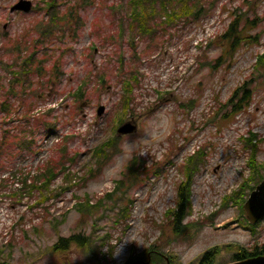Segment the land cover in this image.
<instances>
[{
  "label": "rangeland",
  "instance_id": "rangeland-1",
  "mask_svg": "<svg viewBox=\"0 0 264 264\" xmlns=\"http://www.w3.org/2000/svg\"><path fill=\"white\" fill-rule=\"evenodd\" d=\"M30 1L33 11L24 14L11 12L18 0H0V60L12 63L19 55L16 46L27 42L32 49L38 48L36 59L43 62L37 63L40 71L31 76L32 86H17L19 97L11 99L10 114L1 106L11 76L0 67V145L4 142L5 150L0 155V174L9 180L5 190L0 185V250L5 249L0 264H154L160 254L165 258L163 264L170 260L179 264L186 253L185 259L194 257L192 264H198L215 247L223 248L216 264H229L237 249L227 246L248 251L264 247V218L251 227L244 209L264 181V75L254 68L264 53V0H252L255 4L250 10L246 1L251 0H209L208 6L214 5L207 15L162 29L153 41H132L129 28L120 38L121 20L128 17L121 7L128 0H94L84 10L77 8L84 21L79 36L70 24L65 35L57 32L37 47L41 38L37 26L47 20L50 0ZM75 4L77 0L57 5L66 11ZM239 9L248 11L245 20L255 22L254 27L243 24L245 36L256 39L245 41L230 62L207 68L210 60L220 56L221 36ZM127 81L135 89L125 120ZM246 82L254 89L249 108L232 122L229 117L213 120L220 104ZM24 90L29 96L23 95ZM79 90H84L82 97ZM100 107L104 108L101 115ZM158 108L172 117L174 127L159 143H143L160 131L157 118L147 116ZM119 116L124 123L118 121ZM125 123L136 130L117 133ZM49 124L55 125L53 130H48ZM67 136H71L70 154L78 153L73 171L79 185L45 203H39V195L16 201L10 190L19 181L12 174L33 175L48 160L60 158L59 147ZM25 140L36 144L31 150L21 149ZM114 140H118L119 154L95 173L100 175L80 181L88 176L89 168L96 167V148ZM126 150L133 152L132 159L144 160L150 173L136 182L129 203L124 200L116 209L102 210V216L85 217L78 204L86 196L96 203L128 175L132 159L125 158ZM198 150L206 156L192 179V208L185 230L176 235L174 221L167 214L177 206L178 188L185 181L183 164ZM142 151L148 154L142 156ZM62 178L53 188L63 186ZM123 206L129 210L125 218L119 213ZM74 235L91 236L92 241L100 238L92 244L95 256H87L89 250L77 245L61 255L51 252L59 238ZM239 238L244 242H237ZM152 246L154 254L147 257ZM138 256V262L129 263Z\"/></svg>",
  "mask_w": 264,
  "mask_h": 264
},
{
  "label": "trees",
  "instance_id": "trees-1",
  "mask_svg": "<svg viewBox=\"0 0 264 264\" xmlns=\"http://www.w3.org/2000/svg\"><path fill=\"white\" fill-rule=\"evenodd\" d=\"M68 0H50L46 3V16L47 20L38 24V32L41 38L37 39L36 46L45 44L48 42L52 35H57L55 33L63 32L64 35L68 32V27L71 24V31L77 36L84 26V21L80 17V12L77 8L86 9L88 6L94 3V0H77V4L72 7H68L66 11H62L59 8V3L66 4ZM209 0H128L121 9L126 8L127 21L121 20L120 23V38H122L129 28L131 32V40L134 41L138 38L154 40L158 32L165 28H172L174 25L183 23L185 21H197L202 16H205L209 13L210 9L213 7L208 6ZM247 5L252 8L255 4L254 1H246ZM116 9V7H115ZM244 9V8H242ZM242 9L237 10V14L230 23L226 32L221 36L222 44L224 48L220 56L216 59H212L207 63V68H216V64L223 61V64L228 63L232 59V55L242 46L245 41L249 39H254V37L248 38L245 36L244 32L246 27L243 26L244 23L248 25L247 27H254L255 22L249 23V20L246 19L247 12H242ZM245 11V10H244ZM128 25V26H127ZM110 39H115L111 36ZM256 39V37H255ZM257 40H255L256 42ZM211 45V44H210ZM29 44L23 46L19 44L16 46V49L19 52L18 57L12 63H5L0 60V67H2L10 76V88L6 92L7 98L2 103V111L7 114L12 113V105L10 103L12 98L19 97V91L17 86H21L23 89H27L29 86H32L31 76L34 75L37 71V63L42 64V60L36 59V54L38 48L32 49ZM10 51V50H8ZM24 53H29L27 57H23ZM48 58V55H47ZM225 60V61H224ZM40 68H43L42 66ZM255 73L259 72L260 76H263L264 70V53L258 56L257 62L255 64ZM18 69V70H17ZM43 69H41L42 71ZM255 73L253 74L255 78ZM133 75H136L135 72H132ZM138 76V75H137ZM134 76L133 79L139 83V78ZM85 82L84 84H86ZM252 83V82H251ZM125 110L123 112V118L128 119L131 111V105L134 99H131L130 94H133L135 86L131 81L125 83ZM253 86L250 82H246L243 85L239 86L229 98L226 103L220 104L219 110L213 115L212 119L215 120L219 117L225 119L229 117L232 122L236 116L242 114L246 111L253 97ZM23 95L29 96L26 90H24ZM84 95V90L78 91V96L82 97ZM118 117V121L124 123V119ZM55 127L54 124L48 125V130H53ZM71 139V136H67L64 140V143L60 145L59 150L62 152V155L58 159H51L44 163L38 168V173L31 174L30 172L15 171L12 176L19 181V184L16 188L11 189V196L16 199V201L22 203L25 199H31L35 195H39L41 203H45L50 200H54L61 196L62 193L71 191L73 188L79 185L78 174L73 171V163L76 160L78 153H71L69 151L68 141ZM35 145L36 142L33 141H24L19 147L21 149L31 150V145ZM118 140H114L110 143L103 144L100 147L96 148V167L89 168L87 171V177H81L80 181H86L90 178H95V173H99L103 168L119 154ZM4 142L0 145V155H3ZM204 150H198L196 153L190 155L183 164L185 170V181L178 188V202L177 206L171 210L167 217L171 218L174 221L175 225V234L181 233L183 229L185 230V221L191 213V183L194 174L198 171V166L201 165L205 158ZM1 161V160H0ZM128 175H125L124 178L120 181H117L113 191L107 193L103 198L98 199L96 203H93L89 196H86L84 202H80L78 207H81L82 211L87 216L95 218L98 215L102 216L100 212L102 210L108 211L110 209H116L119 207V204L124 200L129 203L130 194L136 182H141L143 177L150 173L151 168L147 166L144 160H139L136 156L128 164ZM3 168L0 167V171ZM161 173V168L157 169ZM259 174V172H258ZM257 174V175H258ZM62 176L63 186L54 187L56 180ZM9 180L3 177L0 174V185L4 187L5 190L8 186ZM6 186V187H5ZM254 190V189H253ZM110 203H112L111 206ZM77 206V204H76ZM120 216L122 218L128 217L129 210L128 206H123L120 209ZM120 216L118 219L120 220ZM55 221L62 223L59 219ZM251 227L255 225L250 224ZM188 227V226H187ZM39 233V229H36ZM100 238L93 240L91 236L83 237L82 235H74L70 238H59L57 242L52 245L51 252L56 255H61L67 253L70 250L72 245H77L80 249H87L89 252L86 255L92 254L95 256L94 249L92 244L97 243ZM225 248H236L235 254L232 257L233 262L247 260L253 257L264 256V247H255L253 250L248 251L245 248L237 246H227ZM155 246L150 248V251L147 252V257L154 254ZM223 249L221 247H215L213 249L205 252L202 257L198 260V264H216L215 259L218 254V251ZM92 252V253H91ZM5 249L0 250V256H4ZM10 257V254L7 255ZM140 256L131 258L129 263H136L140 260ZM160 254L154 257V264H163L165 258ZM158 261V263L156 262ZM232 262V263H233ZM166 263V261H165ZM170 264L173 262L170 260Z\"/></svg>",
  "mask_w": 264,
  "mask_h": 264
},
{
  "label": "water",
  "instance_id": "water-1",
  "mask_svg": "<svg viewBox=\"0 0 264 264\" xmlns=\"http://www.w3.org/2000/svg\"><path fill=\"white\" fill-rule=\"evenodd\" d=\"M33 4L30 0H20L11 12L21 11L24 13H30L32 11ZM104 112V108L100 107L98 114L101 115ZM136 130V126L131 123H125L118 128L117 133L121 135L131 134ZM244 209L246 212V218L251 224L257 223L264 218V181L257 187L255 191L250 195L249 200L245 203ZM231 264H264V256L253 257L247 260L234 262Z\"/></svg>",
  "mask_w": 264,
  "mask_h": 264
},
{
  "label": "clouds",
  "instance_id": "clouds-1",
  "mask_svg": "<svg viewBox=\"0 0 264 264\" xmlns=\"http://www.w3.org/2000/svg\"><path fill=\"white\" fill-rule=\"evenodd\" d=\"M149 119L152 117L157 118L158 126L160 128V131L158 134H153L149 136L146 140L143 141V143H150L152 141L160 142L159 138L164 137L165 133L170 132V130L174 127L172 117L165 111L162 110V108H158L156 111L152 112L150 115H147ZM132 151L131 150H126L125 151V158L127 160L132 159ZM148 153L146 151H142L140 155L144 156L147 155ZM239 243H243V238H239L238 241ZM190 251V250H189ZM187 256V253L183 256L180 257L179 259V264H192V260L194 257L185 259Z\"/></svg>",
  "mask_w": 264,
  "mask_h": 264
},
{
  "label": "flooded vegetation",
  "instance_id": "flooded-vegetation-1",
  "mask_svg": "<svg viewBox=\"0 0 264 264\" xmlns=\"http://www.w3.org/2000/svg\"><path fill=\"white\" fill-rule=\"evenodd\" d=\"M18 1H20V0H18ZM18 3V2H17ZM16 5V4H15ZM21 13V12H20Z\"/></svg>",
  "mask_w": 264,
  "mask_h": 264
}]
</instances>
